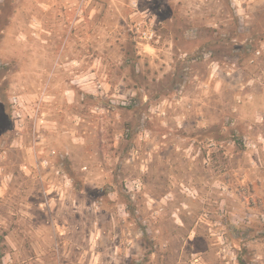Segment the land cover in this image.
Masks as SVG:
<instances>
[{
  "label": "rangeland",
  "instance_id": "rangeland-1",
  "mask_svg": "<svg viewBox=\"0 0 264 264\" xmlns=\"http://www.w3.org/2000/svg\"><path fill=\"white\" fill-rule=\"evenodd\" d=\"M0 264H264V0H0Z\"/></svg>",
  "mask_w": 264,
  "mask_h": 264
}]
</instances>
